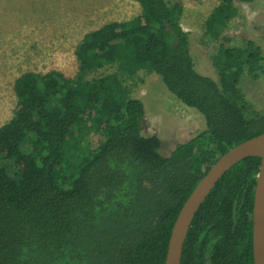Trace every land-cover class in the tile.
<instances>
[{"label": "trees", "instance_id": "16d2710c", "mask_svg": "<svg viewBox=\"0 0 264 264\" xmlns=\"http://www.w3.org/2000/svg\"><path fill=\"white\" fill-rule=\"evenodd\" d=\"M135 1L137 15L84 34L73 75L26 70L13 80L12 115L0 125V264H165L172 224L196 183L221 154L264 132V108L239 86L263 72L261 48L223 33L236 4L254 0H218L204 20L217 42V80L194 68L180 1ZM140 73L158 75L204 119L168 155L156 134L143 133L144 105L132 95ZM259 165L245 157L218 179L180 264H253Z\"/></svg>", "mask_w": 264, "mask_h": 264}, {"label": "rangeland", "instance_id": "374dc122", "mask_svg": "<svg viewBox=\"0 0 264 264\" xmlns=\"http://www.w3.org/2000/svg\"><path fill=\"white\" fill-rule=\"evenodd\" d=\"M178 1L184 7L180 23L188 33L194 68L217 80L211 61L217 42L204 35V20L219 1ZM236 5L238 14L223 33L234 40L253 39L264 56V0ZM139 12L135 0H0V125L12 115V83L21 72L57 69L73 75L77 68L75 50L85 33ZM102 71L106 70L93 75ZM140 75L132 95L144 105L143 133L156 134L161 140L159 151L168 155L176 144L203 130L204 119L171 94L158 75ZM239 86L256 110L264 108V68L256 79L244 75Z\"/></svg>", "mask_w": 264, "mask_h": 264}, {"label": "water", "instance_id": "95a60500", "mask_svg": "<svg viewBox=\"0 0 264 264\" xmlns=\"http://www.w3.org/2000/svg\"><path fill=\"white\" fill-rule=\"evenodd\" d=\"M248 156L260 157L251 216L252 256L253 264H264V132L234 145L221 154L196 183L172 224L165 264H180L184 240L201 203L218 179L232 165Z\"/></svg>", "mask_w": 264, "mask_h": 264}, {"label": "bare ground", "instance_id": "6f19581e", "mask_svg": "<svg viewBox=\"0 0 264 264\" xmlns=\"http://www.w3.org/2000/svg\"><path fill=\"white\" fill-rule=\"evenodd\" d=\"M244 3V2H243Z\"/></svg>", "mask_w": 264, "mask_h": 264}]
</instances>
